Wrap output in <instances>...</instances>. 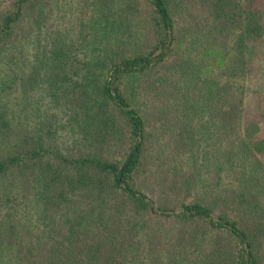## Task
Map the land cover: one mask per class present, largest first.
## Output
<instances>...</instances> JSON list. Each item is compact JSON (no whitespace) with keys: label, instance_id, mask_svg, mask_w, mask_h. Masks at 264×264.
<instances>
[{"label":"rangeland","instance_id":"374dc122","mask_svg":"<svg viewBox=\"0 0 264 264\" xmlns=\"http://www.w3.org/2000/svg\"><path fill=\"white\" fill-rule=\"evenodd\" d=\"M168 3L175 38L165 63L158 69L137 76L124 75L119 80L144 126L140 161L129 177L131 187L144 193L155 207L179 208L184 202L199 201L216 214H228L241 224L247 222L256 232L253 246L258 264H264V187L258 189L264 186V144L258 151L248 144L241 145L244 138L249 141L251 136L255 141L264 138V0H240L243 9L258 13L263 34L254 42L251 62L244 65L234 62L231 66L236 21L216 16L208 1L168 0ZM16 5L17 0H0V25L7 14L14 17ZM21 8V15L11 23L0 44V105L5 102L0 110L8 119L21 108L24 117L15 135L10 137L7 132L0 139V158L12 150L26 152L37 146L39 136L44 144L38 156L25 160L18 166L20 170L11 172L16 177L11 196H18V203H24L20 205L26 216L22 230L36 231L43 241L45 234L39 230L50 224L55 230L50 241L57 242L68 234L61 231L68 224L79 219L87 221L85 226L74 230L75 238H80L87 247L76 243L73 252L84 258L104 239L121 237L119 230L125 231L129 227L126 219L131 218L137 222L135 231L129 235L123 232L125 244H117L123 264H238L239 246L235 237L207 228L204 221L160 217L149 210H139L116 195L105 171L92 162L80 169L74 162L98 157L120 165L129 154L134 142L129 120L121 111L112 112V108L100 102L94 90L97 86L101 88L99 70L124 56L147 53L154 47L162 30L156 23L154 6L146 0H25ZM220 29L226 33L223 42L207 44L206 37L219 33ZM59 54L77 55L83 62L94 58V65L63 66ZM46 62L50 69L42 68L40 75L33 73V69L38 71L37 66ZM191 65L196 69L191 71ZM83 67L91 68L88 77H95V81L93 85L82 86L78 95L65 99L66 103L59 97L65 119L69 112L76 109L78 112L68 127L58 129L61 121L50 115L54 111L45 109L48 102L57 99L49 95V82L81 77L85 72L76 73L75 68ZM202 70L206 80L215 82V97L213 94L203 97L201 93L204 105L187 108L184 99L195 81L201 80ZM42 74L45 82L38 80ZM239 100L243 105L238 106ZM96 111L101 112L98 117L93 116ZM36 122H46V127L37 126ZM49 127L58 134H46ZM11 138L16 141L13 143ZM16 143L18 148L14 149L12 145ZM44 170L47 175L44 185L50 186L44 188L49 193L37 202L36 193L43 190L42 182L37 180L38 171L40 175ZM81 170L86 173L82 175ZM63 175L71 178V186L61 183ZM86 176L97 183L87 181L88 185L82 186L81 179L86 180ZM6 181L11 184L10 179ZM97 188L103 190L104 209L100 213L93 212ZM19 189L31 197L21 199ZM32 197L36 201L33 206L28 203ZM33 223L39 224L35 227ZM62 224L64 227H60ZM105 224L108 232L103 230ZM72 229H68L69 233ZM130 238L134 242L131 249L127 244ZM1 255L8 259L11 254L2 251Z\"/></svg>","mask_w":264,"mask_h":264},{"label":"trees","instance_id":"16d2710c","mask_svg":"<svg viewBox=\"0 0 264 264\" xmlns=\"http://www.w3.org/2000/svg\"><path fill=\"white\" fill-rule=\"evenodd\" d=\"M25 0H17V10L12 17V14H7L4 17L3 23L0 25V44L4 35L8 33L11 28V23H13L14 19L21 15V7L22 3ZM152 6H154V15L156 14V23L158 26L161 27V34L159 39L156 40L154 47L148 51L147 53H136L135 55L124 56L117 61H114L112 64L108 66V68H104L99 70L98 75L102 77L101 88L98 86L95 88L96 95L98 100L105 105H108L109 108H112V112H122L126 118L129 120V133L131 135V139L133 145H131V150L129 154L124 158L123 162L118 165L117 163H110L102 161L98 157H84L81 159L74 160L75 164L80 166H85L87 163H94V166L100 168V170L105 171L104 173L106 176L111 180L108 181L111 184V189L116 191V195H120L129 202L133 203L135 207L139 210H149L153 214L160 216V217H169L175 216L178 219H183L187 221H204V226L207 228L218 229V231H222L223 233H227L236 238L238 242V257L239 262L238 264H258L257 260V252L254 249L253 243L255 242V230L252 231L251 226L247 224V222L241 224L238 222L237 219L231 218L228 214L221 213L216 214L214 209L210 206L199 202V201H192V202H184L179 206V208H167L161 206H154L153 201L147 196L135 189H132L130 184V173L132 170L139 164L140 153L142 151V143L144 139V126H143V119L140 114L136 111V109L130 106L128 98L125 96L124 92L122 91V87L119 84V80L122 76H132V75H140L144 72L149 71L150 69L159 68L163 63H165L166 57L171 53L172 43L174 41L173 29H174V21L170 15L169 3L168 0H146ZM201 2L208 1L209 5L214 10V13L219 18H223L228 22L236 21L237 28L234 30V46L232 47V58L230 61V66L235 63L238 65H244L246 62L250 61L252 57V49L254 48V42L260 39L263 34V24L259 15L254 10H245L240 5V0H200ZM154 18V16H153ZM215 24V23H214ZM217 25V24H216ZM218 26V25H217ZM223 27V24L220 28ZM215 27H212L214 29ZM217 29V27L215 28ZM219 29V28H218ZM226 33L220 29V32L206 37L205 41L207 44H211L213 42H217L221 44L223 39L225 38ZM212 50V49H211ZM210 53V50H208ZM218 52H222V50H218ZM59 58L63 63V66L66 64L74 63L76 67L85 66V65H94V58H91L89 62H83L82 60L77 57V55L68 56L64 54H59ZM83 58V57H82ZM219 58V61L222 62V59ZM83 62V64H82ZM251 62V61H250ZM249 62V63H250ZM47 63V64H46ZM45 64H39L37 68L38 71L33 69V73L37 72L40 75V71L42 68H49L50 66L48 62ZM61 63V62H60ZM41 67V68H40ZM72 68V66H71ZM79 69V70H78ZM75 68V72H85L84 75L81 77H69V78H57L56 80L50 81V90L49 95L54 96L56 99L55 102H48L46 106V111H54L50 112V115L55 118V121H61L59 126L57 125L58 129L63 127H68L70 120L73 118L74 115H77L78 110L71 111L68 113V118H64L65 115L63 105H61L59 97H63L62 102H65V99H70L73 95L74 97L78 95L79 90L81 87H87L89 84L93 85L95 81V77L91 78L88 77L91 73V68ZM95 69V68H94ZM196 67L191 65V71L195 70ZM244 71V69H243ZM46 74L48 75L49 72L46 70ZM199 76H201V80L198 79L196 82L199 83V86L196 84L193 85L190 89L189 96L184 99L186 102L187 108L194 109L198 107V105H204L203 97H208L211 94L215 97V92L213 88H215V82L211 80H206V74L199 71ZM97 77V76H96ZM51 78V74L48 75V79ZM41 82H45L44 75L42 74L41 78H38ZM87 80V82H86ZM217 89H218V82H217ZM195 91V92H194ZM204 93L203 97L202 94ZM218 93V92H217ZM219 95V93H218ZM199 97L202 100L199 102ZM243 97V96H242ZM198 99V100H197ZM1 100V99H0ZM89 100H91V93L89 94ZM82 101V100H81ZM82 103V102H81ZM85 103L82 105L84 106ZM243 105L242 101L239 100L238 106ZM5 106L2 103L0 107ZM44 106V104H43ZM87 104L85 105V107ZM93 104H90L92 107ZM233 106L234 105L233 103ZM33 109H38V107H34ZM197 109V108H196ZM4 111L0 110V139L7 134V132L11 135H15V131L17 130L18 125H21V120L24 117V112L21 113V108H18L17 113H12L10 118H6L4 116ZM100 111L94 112L93 116L98 117ZM72 116V117H71ZM35 118V117H34ZM62 121H64L62 123ZM222 124L224 123V119H221ZM37 123V122H36ZM46 127V122H39L37 126ZM57 130V129H56ZM46 134H50V136H56L58 133L56 131H52L49 127L47 129ZM96 135V134H95ZM251 141L249 140H242L241 145H249L252 147L253 151H258L261 149L264 144V138H259L255 141V138L252 136L250 137ZM38 145L33 146L35 148H29L26 152L24 150L14 151L12 150L6 156L0 158V264H123L125 263L121 260V256L118 251V242H124L122 235L123 232H127L128 235L135 231L136 221L134 219L128 218L126 219V223L129 224V227L125 229V231H120L121 237L112 236L111 238L104 239L103 242L97 244L94 249H91V253L87 257H78L76 252H73V248L76 246V243L80 246L87 247V244L83 241L81 242L80 238L77 239L76 234L74 233L78 227L85 226L87 221L81 222V219L77 221H73L72 223L68 224L67 228H63L61 231L65 235L63 238H59L56 240L57 242L50 241L52 239L51 233L53 227L50 224H44V228L39 233L45 234L43 237L44 240L41 241V237L37 234L36 231L30 232L22 230L23 225L26 224V216L23 215L24 209L21 211L22 208L18 203L17 199L18 196H11L13 193V186L14 181L16 179L15 176L11 175L13 170L19 169L18 166H22L25 160L31 161V159L35 156H38L42 149H44L43 139L38 137ZM10 141L13 143L16 141V138H11ZM2 142V141H0ZM17 144V143H16ZM12 145L14 149L18 148V144ZM60 157V156H59ZM72 162V160H71ZM20 170V169H19ZM49 171L48 169H46ZM82 171V170H81ZM85 171H82V175L85 174ZM60 177L61 175H56ZM55 177V176H54ZM63 179L61 183H65V185L71 186L70 183L72 180L71 178H67L65 175L62 176ZM87 177V176H86ZM34 178V177H33ZM47 178V175L38 171L37 180L41 183V188L43 187L42 192L36 193V201H40L43 199L45 194L49 192H45L46 188L50 187L48 184L46 186L43 182ZM56 178V177H55ZM7 179L11 180V184L6 181ZM81 185L86 186L88 185L87 181L90 183H97L94 180H91L90 177H87L86 180L81 179ZM56 182V181H50ZM264 186H258V189ZM50 190V189H49ZM98 192L96 193L94 204H93V212L100 213L101 207L103 204V194L102 189L97 188ZM20 192L21 199L31 197V195L27 196L22 190H18ZM17 192V190H16ZM33 195V194H32ZM62 199L64 197L60 194ZM25 198V199H26ZM33 197L32 200L28 201L33 206ZM13 203L16 207H13ZM15 208V209H14ZM215 213V214H213ZM23 218V219H22ZM28 220V219H27ZM23 221V223L21 222ZM29 221V220H28ZM39 224V223H38ZM37 223H33V226H37ZM249 226V227H248ZM60 227H64V224L60 225ZM72 229V232L69 233ZM60 228H58L59 230ZM103 230L106 232L109 231L107 224L103 226ZM55 231V230H54ZM31 233V234H30ZM25 235H29L28 237ZM62 235V236H63ZM73 235V237H72ZM75 243V244H74ZM94 242L88 245L92 246ZM110 243V247L109 244ZM128 247L131 249L134 246L133 241L131 238L127 241ZM105 245L108 247L106 248ZM114 245V246H112ZM81 247V248H82ZM125 246V249H128ZM112 248V250H111ZM83 249V248H82ZM105 249H109V252H105ZM2 251H9L11 255H8V259H4L6 257L1 255ZM83 251V250H82Z\"/></svg>","mask_w":264,"mask_h":264}]
</instances>
